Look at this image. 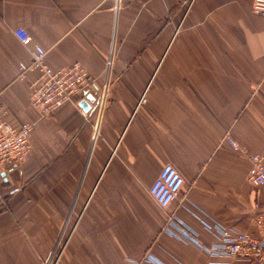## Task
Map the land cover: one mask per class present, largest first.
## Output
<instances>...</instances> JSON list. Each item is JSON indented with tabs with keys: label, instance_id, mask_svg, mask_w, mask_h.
I'll return each instance as SVG.
<instances>
[{
	"label": "crops",
	"instance_id": "1",
	"mask_svg": "<svg viewBox=\"0 0 264 264\" xmlns=\"http://www.w3.org/2000/svg\"><path fill=\"white\" fill-rule=\"evenodd\" d=\"M252 3L0 0V103L13 126L34 123L28 157L0 172V264H41L65 213L55 264H245L163 227L176 217L205 245L215 237L203 221L263 236L264 189L248 178L247 153L264 157V16ZM33 44L52 68L79 61L107 84L101 113L75 98L40 116L37 72L19 69ZM167 163L184 182L162 208L149 188Z\"/></svg>",
	"mask_w": 264,
	"mask_h": 264
},
{
	"label": "built area",
	"instance_id": "2",
	"mask_svg": "<svg viewBox=\"0 0 264 264\" xmlns=\"http://www.w3.org/2000/svg\"><path fill=\"white\" fill-rule=\"evenodd\" d=\"M119 5L120 0H116V8ZM252 10L264 16V0H253ZM15 34L24 45L32 43V36L25 28L17 27ZM45 55L46 50L41 45L33 44L31 63L19 65L20 77H25L27 71L37 72L31 83L30 101L40 116L51 115L66 101L85 99L90 94L95 96V102L91 104L101 113L108 95L107 84L98 88L93 77L79 61L66 67L52 68L47 64ZM110 64L111 60L108 66ZM6 113V108L0 103V172L18 166L28 157L31 150L30 136L34 128L31 121L13 126L7 121ZM228 141L235 149L239 148L232 139L229 138ZM247 155L250 163L248 178L255 186L264 189V157L257 152ZM183 182L180 172L167 163L150 186L149 193L160 207L165 208L176 198ZM255 207L257 212L254 221L262 237L217 222L203 221L205 228L215 237L213 243L205 245L199 240L197 232L173 216L168 218L163 231L197 245L215 262L220 260L230 263L238 260L245 264H264V202H256Z\"/></svg>",
	"mask_w": 264,
	"mask_h": 264
},
{
	"label": "rangeland",
	"instance_id": "3",
	"mask_svg": "<svg viewBox=\"0 0 264 264\" xmlns=\"http://www.w3.org/2000/svg\"><path fill=\"white\" fill-rule=\"evenodd\" d=\"M68 227H69V225H68ZM68 227L66 224V213H65L63 224L61 225V227L58 231L57 238L54 242L52 250L50 251L51 253L44 260H42L41 264H55V261L59 257V255L63 249V246L66 242V234L69 231ZM59 240H60V242H59Z\"/></svg>",
	"mask_w": 264,
	"mask_h": 264
},
{
	"label": "water",
	"instance_id": "4",
	"mask_svg": "<svg viewBox=\"0 0 264 264\" xmlns=\"http://www.w3.org/2000/svg\"><path fill=\"white\" fill-rule=\"evenodd\" d=\"M83 106L88 110L91 103L95 102V96L90 94L82 101Z\"/></svg>",
	"mask_w": 264,
	"mask_h": 264
}]
</instances>
